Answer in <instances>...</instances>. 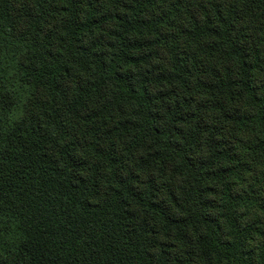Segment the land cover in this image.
I'll use <instances>...</instances> for the list:
<instances>
[{
	"label": "trees",
	"instance_id": "16d2710c",
	"mask_svg": "<svg viewBox=\"0 0 264 264\" xmlns=\"http://www.w3.org/2000/svg\"><path fill=\"white\" fill-rule=\"evenodd\" d=\"M0 264H264V0H0Z\"/></svg>",
	"mask_w": 264,
	"mask_h": 264
}]
</instances>
